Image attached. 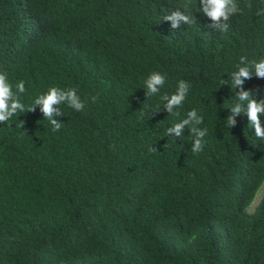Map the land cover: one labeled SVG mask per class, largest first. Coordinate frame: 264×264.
<instances>
[{
	"label": "trees",
	"instance_id": "obj_1",
	"mask_svg": "<svg viewBox=\"0 0 264 264\" xmlns=\"http://www.w3.org/2000/svg\"><path fill=\"white\" fill-rule=\"evenodd\" d=\"M236 3L221 32L199 0H0V73L14 92L24 82L25 107L50 87L85 105L61 104L55 132L39 105L0 123V264H264V187L247 211L264 141L243 111L226 124L240 57L264 58V0ZM176 9L194 22L161 21ZM152 72L165 84L147 98ZM181 80L168 114L159 96ZM243 88L264 99V78ZM192 109L207 128L197 154L187 128L166 136Z\"/></svg>",
	"mask_w": 264,
	"mask_h": 264
},
{
	"label": "clouds",
	"instance_id": "obj_2",
	"mask_svg": "<svg viewBox=\"0 0 264 264\" xmlns=\"http://www.w3.org/2000/svg\"><path fill=\"white\" fill-rule=\"evenodd\" d=\"M187 7V5H184L185 9ZM248 7L251 8V4ZM242 11V8L237 5L236 0H199V12L211 21L208 27L219 29L221 32L227 31L230 18L238 13H242ZM256 14L264 15V8H258ZM161 21L170 22L172 29L178 28L181 24L191 25L194 22L191 15L180 9L164 14ZM253 74L264 78V58L259 61H249L246 57L241 56L236 70L231 73V87L234 89L239 87L240 90L236 93V97L241 103L229 109L230 114L226 117V124L229 128L234 126L236 115L243 111L248 118V126L254 128L255 136L259 140L264 141V123L260 119L261 115H264V99L258 101L252 91L243 88L244 80L251 78ZM221 83L228 82L222 81ZM164 84L165 76L163 74L159 72L150 73L144 80L143 89L145 90L146 97L159 95ZM188 88L187 82L181 80L178 82L174 93H164L159 96L161 106H163V109L168 114L179 115L175 110L183 105ZM15 89L16 91L14 92L13 84L9 82L7 75L0 73V123L7 122L18 113L34 111L35 106L39 105L44 119L49 122L51 130L55 132L59 131L62 127V123L55 117L65 115L59 107L61 104H66L76 112L82 111L85 106L76 89L69 88L65 90L58 87H50L46 92L38 95L32 104L26 108L25 104L21 101L20 95L26 91L24 82L20 81L16 83ZM96 99V97H92L93 102ZM202 123L203 118L198 115L195 109H192L187 112L185 118L167 128L166 136L179 138L187 128L194 138L191 144L192 153H200L203 150V137L207 134V128L201 129L199 127ZM23 124L24 121L18 126L23 127ZM150 151H157V148L153 147Z\"/></svg>",
	"mask_w": 264,
	"mask_h": 264
},
{
	"label": "rangeland",
	"instance_id": "obj_3",
	"mask_svg": "<svg viewBox=\"0 0 264 264\" xmlns=\"http://www.w3.org/2000/svg\"><path fill=\"white\" fill-rule=\"evenodd\" d=\"M263 187H264V183L258 188L256 194H255V197L252 201V203L249 205V207L247 208V211H251L253 206L255 205V203L258 201L260 195H261V192L263 190Z\"/></svg>",
	"mask_w": 264,
	"mask_h": 264
}]
</instances>
